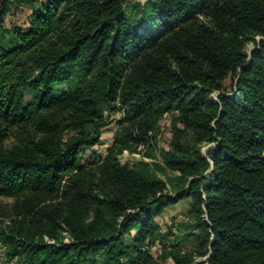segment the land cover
I'll use <instances>...</instances> for the list:
<instances>
[{"label": "trees", "instance_id": "1", "mask_svg": "<svg viewBox=\"0 0 264 264\" xmlns=\"http://www.w3.org/2000/svg\"><path fill=\"white\" fill-rule=\"evenodd\" d=\"M125 1L46 0L11 29L13 43L0 34V196L19 218L0 229L7 260L166 264L152 252L157 217L189 199L206 258L171 252L174 264H264V0ZM7 12L0 2V30ZM139 16L163 34L141 30ZM105 110L122 116L113 148L90 163L110 171L95 191L84 153L101 139ZM172 111L165 166L116 161L153 144ZM68 129L77 133L65 139ZM156 168L178 171L172 194ZM62 222L69 242L57 238Z\"/></svg>", "mask_w": 264, "mask_h": 264}, {"label": "rangeland", "instance_id": "2", "mask_svg": "<svg viewBox=\"0 0 264 264\" xmlns=\"http://www.w3.org/2000/svg\"><path fill=\"white\" fill-rule=\"evenodd\" d=\"M5 1L8 5V12L4 19V26L0 30V34L7 33L8 35L4 37L2 43H13L14 39L11 36V29L14 27L26 28L28 26L29 14L33 9L39 8L46 0H0V2ZM139 1L141 4L146 3L148 0H126L125 6H129L134 2ZM139 24L142 25L141 30L152 33L155 36H160L163 34V27L161 23L153 18L152 20H145L142 16L138 17ZM260 39L259 36H254L253 40H248L246 44V50L249 51L256 44V41ZM217 92H213L211 95L215 97ZM104 115L108 116V124L101 135V139L98 144L86 149L84 153V163L87 168V188H95L98 191L101 185L102 177L109 174V172L104 175L97 167H94L90 163L96 161L101 163L103 159L107 156L110 150L113 148L114 136L117 129L116 121L122 116L121 111L117 110L112 114L108 115L106 110ZM177 115L176 111L165 113L157 121L155 125V137L154 143L148 148L140 146L138 151H129L124 149L120 152L115 153L116 161L120 165L133 166L139 161L154 162L165 166V156L166 151L171 150L170 143L173 137V121ZM177 126H180L179 124ZM77 133L76 130L68 129L64 132V138L68 139ZM18 134L13 135L9 140H7V145H12L17 142ZM205 148V147H204ZM148 152V154H146ZM157 169V168H156ZM156 175L165 182V190L168 194H172V185L176 181L171 179L178 175V171H171L165 168V170L157 169ZM59 200H55L57 203ZM53 203V204H54ZM15 202L13 199L0 196V229H7L15 223L18 215L14 212ZM189 199H183L177 203L168 206L163 213L157 217V221L160 224V230L158 235V240L156 245L153 247V255L157 257L160 261L166 264H174L172 253L179 254V258L182 260L191 259L194 261H201L206 258V256H199L197 253L198 242L195 238V234L198 232L194 228L195 218L194 215L189 212ZM19 219V218H18ZM56 235L61 241L69 242L71 241V233L68 231L64 223H60L56 228ZM44 239L47 242H54V239L47 235H44ZM6 245L0 241V264H22L17 259L8 261L5 255Z\"/></svg>", "mask_w": 264, "mask_h": 264}]
</instances>
